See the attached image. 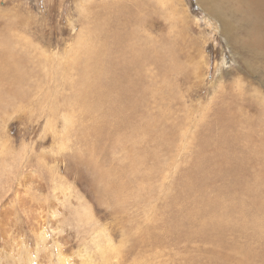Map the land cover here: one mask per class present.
Wrapping results in <instances>:
<instances>
[{"label": "rangeland", "instance_id": "1", "mask_svg": "<svg viewBox=\"0 0 264 264\" xmlns=\"http://www.w3.org/2000/svg\"><path fill=\"white\" fill-rule=\"evenodd\" d=\"M116 3L138 9L142 17L133 28L122 15L120 34L126 37L125 29H134L141 48L153 52L143 50L144 91L162 86L156 94L165 95L168 86L178 94L157 102L152 93L142 102L128 101L124 70L125 82L113 77L98 106L85 112L77 101L81 70L76 64L90 55L87 46L112 49L113 22L100 34L88 32L99 17L114 14ZM82 34L90 45L78 46ZM7 37L9 46L3 43ZM123 41L128 50L121 61L132 47L127 37ZM0 50L25 57L22 86L28 92L24 101L0 94V264H62L61 259L86 264L90 256L98 257L96 239L127 248L133 261L139 251H132L128 238L151 223L168 241L154 251L159 264H264V224L241 214L257 211L259 194L264 216V163L243 160L241 176L242 155L259 152L264 159V58L249 52L241 62L199 0H0ZM173 59L181 70L169 68ZM196 66L201 77L193 74ZM134 71L130 79L137 83L131 84L139 89ZM158 102L170 106L163 125L174 130L160 138L159 147L150 142L141 147L143 138L130 130L97 140L89 128L98 122L97 113L145 126L142 121L168 112ZM234 105L244 113H218ZM221 114L228 118L215 124ZM175 122L182 124L177 128ZM170 138L172 143L165 140ZM97 142L103 145L93 148ZM143 149L148 154L143 166L138 154L127 158ZM91 159L105 184L95 182L82 163Z\"/></svg>", "mask_w": 264, "mask_h": 264}, {"label": "bare ground", "instance_id": "2", "mask_svg": "<svg viewBox=\"0 0 264 264\" xmlns=\"http://www.w3.org/2000/svg\"><path fill=\"white\" fill-rule=\"evenodd\" d=\"M166 1L167 2L169 1V3H172V0H166ZM199 1L201 5L203 6V8L205 9L206 13L218 24V27L220 28L222 34L225 36L227 41L230 43V47L232 48V51L234 50L236 51V53L239 54V60L241 62L245 63L247 61L248 58H245V56L249 55L247 54L249 52L251 53V55L249 56L256 54L257 56H259L260 59L264 58V0H199ZM113 8H114L113 10L114 14L109 13L110 14L109 17L107 15H102V16H105V18L108 17V21H106V19L103 20L104 18H102V16L99 17V20L97 21L95 26L91 28V30L88 32V34L95 36L97 34H100L105 28H107L110 22H113L111 26V31L113 32V38L109 41V45H111L112 49L108 50L104 47L100 49V48H95L92 46H87L86 49H87V52H90V55H88L87 57L85 56L86 58H81L79 63H77L79 59L74 61L75 64L77 63L76 68L78 70H81V73L78 75V78L80 81L78 82V84L80 86H79V91L76 93V95L78 96L77 101L82 105L85 112H91L93 109H95L98 106V102L101 100L104 94L103 86L105 84H111L113 77H119L123 82H125L123 79L124 70H125L124 78L128 80V83L125 82L124 84V90H125L126 98L128 99V101H133L136 103L142 102L143 101L142 97L144 95H147V94L149 95L151 93L152 94L150 96V99L152 101L157 102L159 100L162 101L164 99L171 100L173 96L178 94V91L174 92V89L169 88L168 86L163 87V90H165V95L156 94L157 92L161 91L159 88L162 86L157 87L155 91L154 89L151 88L153 92L150 89L147 92L144 91L145 85H146L145 83L147 82H146V77L143 74L145 72H142V69H144V67L147 66V59H145V61L141 60L145 56V52L143 50H146L149 53H153V52L151 48H149L148 46L146 47V49H142L141 48L142 46L138 42L139 39L136 38L133 32L134 30L133 28L136 25H139L141 21L140 18L142 17H141L140 12H138V9L134 10L133 7H127L123 5L122 3H116L115 5H113ZM133 10L137 12L134 13ZM122 15L125 16L126 20H127V17L128 19L131 20L129 22L127 20V25H130V26L132 25L133 28L132 27L131 28L133 30L130 29V32H129V29L127 28H126L127 30L125 29L127 33L124 36H126L127 40L130 41L132 47L128 51V54L124 56L121 61L122 53L127 52L126 51L127 43L123 41L124 38L126 37L122 38L120 34L121 31L124 30V29L120 30V28H122L121 25H123L121 22ZM242 18H246L247 21L241 22ZM79 36L81 38V42L78 43V46L82 47L88 44L85 41L86 39L85 35L82 34ZM244 36L246 37L244 38ZM132 40L135 42L133 43ZM166 40L164 41V43L166 42ZM3 43L8 44L9 46V38L8 37L5 38V40H3ZM94 51H96L98 54L94 53ZM42 56L46 60L49 59V57H47L46 55H42ZM90 56L97 57V58L95 60H92L90 59ZM164 56L170 57L169 54H164ZM24 58L25 57H20V55L18 56L13 55L12 53L8 51L0 50V94L4 92L10 97L16 98V100L18 101L19 100L24 101L26 100L28 96L27 95L28 92L22 86L25 80V76H26L25 70H23V67H22V64L26 62V59ZM107 59L109 60V62L106 61ZM173 60L175 61L174 65L169 66V68L171 69L173 68L172 66H176L174 68L176 71H178V67L181 70L182 68L180 67L181 64L179 63V61L177 59H173ZM48 62L50 64L47 65V70H48V67H51V61H48ZM131 66H135V67L131 68ZM194 68L195 70L193 71V74L196 75V77H199V76L201 77V75L199 74V67L196 66ZM132 70H135L134 72H137L140 76L139 89L138 87L136 88L132 86L131 84V83L135 84V82L137 83V81L134 82V80L130 79L131 77L130 72ZM146 70H147V67H146ZM253 71L259 72L260 69L259 67H254ZM165 77L167 78L164 80V83L165 85H167V83L169 82L168 79L170 80V78L167 75H165ZM4 85H7L6 90L3 89ZM140 91H142L143 94L140 97L136 98L138 96L137 94H139ZM124 98H125V95H124ZM249 101H251V99H249ZM162 104H163L162 108L168 112L158 113L159 117L152 116V113H147L146 117L152 116V118H149L145 122L141 120L143 124H145V126H139V125L131 124V123L123 125V124L118 123L116 120H113L111 118L109 119L106 113H97L96 119L98 120V122L94 123L89 128L93 131V133L96 136L95 138L97 140L104 139L105 137L110 138L114 135L115 132L117 133V131L130 130V131H133L136 136H141V139L143 138V141L141 142V145H140L141 147H143L148 142H150V147H159V145H162L163 143V141L160 138H166L168 134L174 133V130L172 128L169 129L163 125V121L168 115V113H172V112H171V108L169 105H166L162 102H158L157 105L161 106ZM221 110L222 111H218V113H224V114L225 113H235L236 110H238V113H244L243 107L235 106V105L232 106L231 108L223 107ZM93 113H86V114H93ZM186 113H195V110L194 109L186 110ZM191 116L192 115H187L186 117H189L190 119ZM225 118H228V117H225L224 115L221 114L214 123L215 124H219L220 122L223 123L222 121ZM70 122H72V120ZM179 124L175 122L174 126L179 128ZM47 126L50 129H53L51 121H49V125ZM195 126L197 128L199 124L197 123L195 124ZM81 127H82V124H81ZM221 129H223L221 131V134H226L225 132L226 130L224 129V127H222ZM194 134L196 136L195 137L196 140H198L196 132ZM165 140H167L169 143H172V138L165 139ZM103 143L97 142V144L96 143L94 144L93 148L98 149L99 147L103 145ZM201 144H202V141H201ZM106 146L107 145H105L104 148ZM124 153H123L122 158H124ZM135 154H138L137 164L139 166H143L144 163H146V158L148 155L146 149H143V152L140 150H137L136 152L131 151L127 158H133ZM251 154L252 155H244V156L242 155L241 156V176L244 171L243 160L251 161V162L256 160V161H261L264 163V159L261 153L252 152ZM82 163L84 165L86 163L88 170L91 171V173L94 176L95 182L102 183V185L105 184L104 175L102 173H98V165L93 164V159H91L88 162L83 161ZM128 168L130 171H134L135 167L134 165H128ZM118 169L120 173H124L123 169L121 168H118ZM230 172L236 173L234 169H230ZM241 180L243 179L241 178ZM259 180L261 179L255 178V181H259ZM254 190L256 189L254 188ZM18 191L19 190H17L16 192ZM261 200L263 199L260 197V195L256 194L254 204L258 206L257 211L254 212V211H251V209H246L244 212H241V214H246L250 216L251 219L260 220L258 223L264 224V219H263L264 216H262L263 211L260 205L262 203ZM28 208H31V206H28ZM253 213L258 214L259 217H253ZM139 226L141 227V224H139ZM147 226L148 227L144 229L139 228V230L135 232L134 237L133 235H130L128 238V244L131 246L132 251H136V250L139 251L137 258H135L133 261L130 260L131 258L128 257V253L125 252L127 248L122 250L116 247L114 244H109V243L106 244L105 242L102 243V239H96L95 244L98 248V257L94 258L90 256L86 260V264H159L161 263L162 262L161 259L154 255V251L159 249V247L163 248L160 245H163V246L165 245V247L168 245V241L165 238L166 234L158 230L156 227H153V223ZM179 226L181 225L179 224ZM259 230L262 231L263 228H259ZM169 242H174V238L169 239ZM147 253H149L150 256H146ZM261 256H264V254ZM61 263L67 264L66 259H61Z\"/></svg>", "mask_w": 264, "mask_h": 264}]
</instances>
